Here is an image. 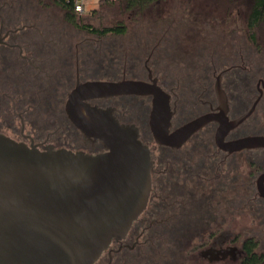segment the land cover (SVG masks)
I'll use <instances>...</instances> for the list:
<instances>
[{"label":"flooded vegetation","instance_id":"flooded-vegetation-1","mask_svg":"<svg viewBox=\"0 0 264 264\" xmlns=\"http://www.w3.org/2000/svg\"><path fill=\"white\" fill-rule=\"evenodd\" d=\"M0 9V134L41 150L105 152L103 142L88 138L66 112L68 95L90 81L153 84L156 79L168 95L169 136L176 139L183 137L180 130L186 125L208 115L218 118L182 144L162 145L150 125L152 96L90 101L112 110L120 123L136 126L153 161L145 210L94 264H239L245 255L237 246L239 212L264 226V198L257 184L264 173V149L237 151L231 144L264 136V66L255 68L256 74L253 61L245 66L242 55L241 63L221 71L203 61L202 68L188 69L184 78L182 69L164 67L162 54L153 66L152 51L143 65L137 53L128 61L115 41L104 42L110 33L93 34L91 24L74 23L63 12L60 16L52 0H10ZM246 50L249 58L252 47ZM248 231L254 233V227Z\"/></svg>","mask_w":264,"mask_h":264},{"label":"water","instance_id":"water-1","mask_svg":"<svg viewBox=\"0 0 264 264\" xmlns=\"http://www.w3.org/2000/svg\"><path fill=\"white\" fill-rule=\"evenodd\" d=\"M220 85V79L216 82ZM123 95L152 96L151 129L156 141L172 146L217 116L186 125L169 136L168 95L138 80L90 81L69 95L66 112L105 152L43 150L0 134V264H94L113 240L123 239L145 210L152 189L153 161L139 129L119 122L112 110L90 101ZM227 125L235 127L251 114ZM227 108L222 111L226 121ZM215 117V118H214ZM232 150L264 149V136H249ZM264 198V173L257 179Z\"/></svg>","mask_w":264,"mask_h":264},{"label":"rangeland","instance_id":"rangeland-1","mask_svg":"<svg viewBox=\"0 0 264 264\" xmlns=\"http://www.w3.org/2000/svg\"><path fill=\"white\" fill-rule=\"evenodd\" d=\"M83 1L86 10L80 22L100 30L118 25L125 27L124 34H108L104 42L115 41L128 53V61H134L132 54L137 53L143 65L147 51H152L150 66H153L155 58L162 54L164 67L182 69L184 78L188 69L202 68L203 61L221 71L235 62L241 63L242 55L245 66L249 60L253 61L254 69L264 66V23L258 29L257 46L250 45L246 30L254 0H160L139 6H130L129 0ZM8 2L10 0H0V5ZM58 14L63 13L60 10ZM247 46L252 47L249 58ZM255 73H258L256 69ZM254 83H258L257 78ZM136 120L142 124L139 118ZM260 125L264 126V119ZM256 221L257 224L255 220L252 224L248 214L239 212L237 246L240 248L244 240L254 237L260 243L258 252L262 253L264 226ZM250 226L254 227V233L248 231Z\"/></svg>","mask_w":264,"mask_h":264},{"label":"trees","instance_id":"trees-1","mask_svg":"<svg viewBox=\"0 0 264 264\" xmlns=\"http://www.w3.org/2000/svg\"><path fill=\"white\" fill-rule=\"evenodd\" d=\"M62 12L66 15V18L76 23L80 21V16L82 14L77 13L73 6V1L68 2L67 0H52ZM115 0H101V2H113ZM160 0H129L130 6H139L151 2H157ZM264 23V0H254L248 18L246 20V30L248 36L251 37L254 45L257 46V33L261 24ZM87 29V28H86ZM93 34L105 35L110 34H124L125 27L118 25L116 27L106 28V29H93L90 30ZM243 250L245 252L244 257L242 258L239 264H264V252L259 253L258 248L260 247L259 241L252 237L244 240L242 244Z\"/></svg>","mask_w":264,"mask_h":264},{"label":"built area","instance_id":"built-area-1","mask_svg":"<svg viewBox=\"0 0 264 264\" xmlns=\"http://www.w3.org/2000/svg\"><path fill=\"white\" fill-rule=\"evenodd\" d=\"M67 1L72 2V0H67ZM73 6H74L75 11L80 14L84 13L86 10V5L83 0H74Z\"/></svg>","mask_w":264,"mask_h":264}]
</instances>
